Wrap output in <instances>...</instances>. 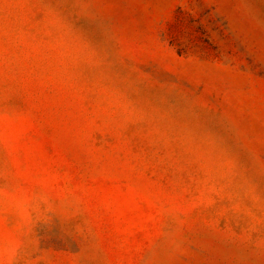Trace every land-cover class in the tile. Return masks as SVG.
Segmentation results:
<instances>
[{
	"label": "rangeland",
	"instance_id": "1",
	"mask_svg": "<svg viewBox=\"0 0 264 264\" xmlns=\"http://www.w3.org/2000/svg\"><path fill=\"white\" fill-rule=\"evenodd\" d=\"M0 264H264V0H0Z\"/></svg>",
	"mask_w": 264,
	"mask_h": 264
}]
</instances>
